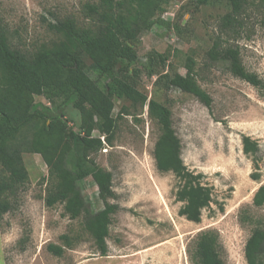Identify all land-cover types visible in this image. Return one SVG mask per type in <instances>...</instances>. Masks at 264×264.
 <instances>
[{
	"label": "rangeland",
	"instance_id": "rangeland-1",
	"mask_svg": "<svg viewBox=\"0 0 264 264\" xmlns=\"http://www.w3.org/2000/svg\"><path fill=\"white\" fill-rule=\"evenodd\" d=\"M99 1L0 0V17L10 29L12 45L32 50L54 38L48 23L71 17L79 25L92 26L86 6ZM166 7L160 24L139 37L140 65L153 57L156 70L151 77L142 71L137 84L149 99L171 110L184 164L212 188L213 202L203 210L201 223L179 214L183 206L176 200L179 180L157 168L154 149L159 128L149 117L148 106L115 99L118 122L112 144L106 145L98 131L92 134L104 148L93 152L91 159L112 172L115 198L110 202L118 206L107 256L97 249L83 218L71 220L61 204L46 206L48 167L40 155L24 153L27 179L13 199V209L0 217V264H198L194 252L204 232L217 234L225 264H247V241L256 227L264 225V206L253 203L264 185V97L235 77L226 62H211L208 53L218 40L239 47L246 70L264 79L263 10L250 8L241 18L242 27L223 29V17L232 10L230 0H211L205 6H197V0H167ZM153 52L167 57L165 67L154 61ZM90 64L87 61V67ZM188 65L211 97L210 107L167 85V73L185 76ZM99 85L104 89L105 80ZM36 101L55 108L44 97ZM64 110L69 127L79 131V112L71 107ZM244 137L259 144L258 153L245 154ZM74 163L71 157L70 164ZM80 187L91 211L104 208L91 177ZM64 235L71 247L62 240ZM50 245L64 247L63 256L51 253Z\"/></svg>",
	"mask_w": 264,
	"mask_h": 264
},
{
	"label": "trees",
	"instance_id": "trees-1",
	"mask_svg": "<svg viewBox=\"0 0 264 264\" xmlns=\"http://www.w3.org/2000/svg\"><path fill=\"white\" fill-rule=\"evenodd\" d=\"M166 1L100 0L98 4H88L86 17L92 26L79 25L71 17L48 23L54 38L32 50L12 45L10 29L0 17V217L13 209V199L27 179L23 154L40 155L48 167L46 206L61 204L71 220L83 218L85 230L101 255L107 256L112 216L118 206L110 202L115 198L112 172L91 159L93 152L97 154L104 148L102 140L94 139L92 134L98 131L106 145L112 144L118 122L114 100L119 99L135 107L148 106L149 117L159 128L154 149L157 168L162 173H173L179 180L176 200L183 204L179 214L201 223L203 210L213 202L212 188L203 185L201 174H194L184 164L171 110L155 98L149 99L137 84L142 71L151 77L156 70L153 57L140 65L139 37L160 24ZM210 1L197 0V6ZM230 3L232 10L223 17V29L242 27L241 18L248 15L250 8L262 9L264 15V0L257 6L251 0ZM153 56L165 67L166 56L157 52ZM208 56L213 63L226 62L235 77L259 89L264 97V79L246 70L239 47L224 46L218 40ZM87 61L91 62L88 67ZM187 68L185 76L167 73V85L210 107L211 97L198 84L192 65ZM103 79L105 88L101 89ZM37 97H44L55 108L37 103ZM69 107L80 114L79 131L68 125L64 109ZM243 146L247 155L259 151V144L250 137L243 138ZM71 157L75 159L73 165ZM88 177L97 185L104 204L98 212L88 208L80 187ZM253 203L264 206V185L256 192ZM62 240L71 247L68 236H62ZM48 249L59 257L64 254L62 246L50 245ZM194 255L198 264H225L214 232L199 236ZM245 257L247 264H264V225L252 231Z\"/></svg>",
	"mask_w": 264,
	"mask_h": 264
}]
</instances>
